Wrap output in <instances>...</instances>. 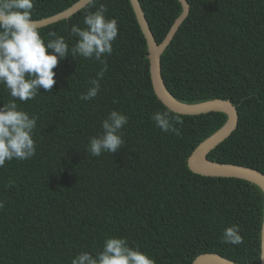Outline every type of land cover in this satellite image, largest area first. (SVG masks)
<instances>
[{"label":"trees","instance_id":"16d2710c","mask_svg":"<svg viewBox=\"0 0 264 264\" xmlns=\"http://www.w3.org/2000/svg\"><path fill=\"white\" fill-rule=\"evenodd\" d=\"M77 0H35L32 19L69 8ZM189 12L161 54L170 93L184 102L212 98L235 104L234 130L207 155L264 173V0H187ZM157 42L181 12L178 0H139ZM104 4L118 22L108 69L96 98L82 101L102 65L94 59L58 60L51 92L17 101L36 115V155L0 167V264H71L80 252L95 255L109 236L124 237L155 264H191L206 252L237 264H259L264 209L261 189L244 179L197 174L186 158L226 120L221 111L182 114L180 134L150 119L168 109L155 96L147 48L129 0H96L41 35L75 42L86 12ZM11 99L0 85V107ZM111 110L128 116L124 144L92 156L89 137L102 132ZM173 112V111H172ZM175 113V112H173ZM238 225L243 243L223 242Z\"/></svg>","mask_w":264,"mask_h":264},{"label":"clouds","instance_id":"9594fccd","mask_svg":"<svg viewBox=\"0 0 264 264\" xmlns=\"http://www.w3.org/2000/svg\"><path fill=\"white\" fill-rule=\"evenodd\" d=\"M35 0H0V85L9 92L11 99L0 107V167L6 161L28 160L36 155L34 130L38 117L30 115L18 106L17 101L33 100L43 88L51 92L56 81L53 69L58 60L71 55L94 59L102 65L91 85L80 95L82 101H89L98 95L108 65L106 56L113 52L112 44L118 36V22L115 17L106 16L107 7L100 4L95 11L84 15V27L73 25L71 34L75 42L69 43L63 36L49 33V39L42 37L41 29L32 19ZM89 7H95L96 0H87ZM182 114L171 109L156 111L150 119L163 132L179 135L176 125H182ZM128 116L111 110L101 121L102 132L89 137L88 151L92 156L114 153L124 144L122 129L128 123ZM3 203L0 202V208ZM223 242L239 245L243 243L238 225L225 227ZM71 264H155V260L138 247H130L124 237L109 236L103 242L101 251L95 255L80 252Z\"/></svg>","mask_w":264,"mask_h":264},{"label":"water","instance_id":"95a60500","mask_svg":"<svg viewBox=\"0 0 264 264\" xmlns=\"http://www.w3.org/2000/svg\"><path fill=\"white\" fill-rule=\"evenodd\" d=\"M181 5V12L171 24L166 35L160 42H157L150 29L144 11L139 0H129L135 19L139 25L146 48L149 77L153 92L157 99L168 109L175 113L196 115L211 111H221L226 114L225 122L212 134L198 142L186 158V165L194 173L215 176V177H236L244 179L257 185L264 194V173L261 171L238 164L219 162L207 158L208 153L222 142L234 130L238 121V112L234 103L227 99L212 98L199 102H184L170 93L166 87L161 73V54L172 40L180 24L186 18L190 6L187 0H178ZM87 5V0H77L66 9L40 19H34L39 27L46 26L53 22L67 19ZM191 264H237L217 253H201L197 255ZM259 264H264V209L260 227V251Z\"/></svg>","mask_w":264,"mask_h":264}]
</instances>
